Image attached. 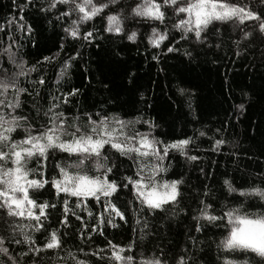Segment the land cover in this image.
<instances>
[{"label":"trees","instance_id":"obj_1","mask_svg":"<svg viewBox=\"0 0 264 264\" xmlns=\"http://www.w3.org/2000/svg\"><path fill=\"white\" fill-rule=\"evenodd\" d=\"M41 2L35 0L29 5L25 0H0V80L15 78L18 86L27 90L19 94L20 106L15 114L26 117L25 126L36 135L38 129L43 130L41 124L48 120L45 112L55 101L53 111L65 122L58 126L67 133L93 135L96 127L106 139L129 153L121 155L110 143L104 144L102 157L88 165L89 176L119 184L125 176L139 179L135 174L140 169L144 176L154 173L157 184L180 183L176 185L175 201L155 212H150L147 204L141 205L143 196L131 184L108 197H76L62 191L57 194L56 189L45 185L41 201L56 205L45 210L46 231L34 230L35 222L25 214L16 217L22 226V234L17 232L16 238L30 234L37 246L43 245L55 230L60 245L31 251L27 244H6L8 255L15 258L16 264H109L108 257L116 250L122 258L133 257V264L153 256L177 264L182 251L191 249L195 240L198 264H260L261 258L251 252H234L221 245L231 231L226 212L237 209L251 218L264 216V199L254 194L240 195V191L251 188L264 190V37L256 30L255 22L213 20L198 42L194 34L182 38V31L173 28V13L168 12L163 21L133 18L131 8L142 0H120L118 4L108 3L99 15L78 25L81 36L93 31L95 38L88 42L65 36V28L77 19L75 14L58 19L60 12L40 11ZM221 2L235 4L237 0ZM239 2L254 11L264 10L259 0ZM60 8L61 12L67 11L66 6ZM110 14L118 15L123 31H105ZM132 31L136 37L129 40ZM245 32L251 35L245 38ZM161 33L166 39L150 43V38ZM168 47L176 50L168 52ZM10 54L17 63L24 61L23 75H16L21 69L9 60ZM70 56L75 58L65 69L64 62ZM44 57L50 59L44 61ZM73 90H77L75 95H67ZM14 93L12 88L7 90L9 100ZM102 120L107 122L101 125ZM138 134L149 142L154 139L161 143L150 144L145 151ZM11 135L22 139L23 127ZM184 139L189 140L182 146L184 154L180 148L169 147L161 162L165 170L160 171L153 149L162 154L165 144ZM218 139L224 143L214 149ZM78 155L75 151L50 155L44 178L55 174L57 163L74 174ZM191 156L197 159H189ZM97 164L115 167L105 175L104 168H97ZM28 166L35 167L36 161L30 160ZM225 180L237 191L230 193ZM108 202L123 214V219ZM205 208L211 215L222 217V222L205 219ZM65 214L67 224L60 222ZM6 220V213L0 209V235L8 234ZM198 224L200 232L195 230ZM100 256L105 259L101 261ZM0 261L11 264L2 254Z\"/></svg>","mask_w":264,"mask_h":264},{"label":"snow or ice","instance_id":"obj_2","mask_svg":"<svg viewBox=\"0 0 264 264\" xmlns=\"http://www.w3.org/2000/svg\"><path fill=\"white\" fill-rule=\"evenodd\" d=\"M25 2L31 5L35 3V0H25ZM119 2L120 0H107V3L103 2V0H96L95 3L93 0H42L39 10L44 13L50 11L53 13L60 12L61 14L58 19H64L66 16L70 18L71 15L75 14L77 19L71 21L69 27L65 28V36L71 35L73 38L79 37L85 41L91 42L95 38L93 31H86L81 36L78 25L82 26L85 21L91 20L92 17L99 15L103 9L108 6V3L118 4ZM259 2L264 4V0H259ZM61 5L66 6L67 11L61 12ZM168 12L173 13L176 22H174L172 26L182 31V38H186L188 34H194V38L198 42H201L202 32L213 20L225 21L231 19L238 20L240 23H243L245 20L254 21L256 30L264 37V10L254 11L248 7L247 4H241L239 0H237L235 4L221 2V0H142L141 3L131 8V15L133 18L141 17L144 20L152 22L163 21ZM107 21L109 26L105 28V31H115L117 33L123 31L121 20L118 18V15H108ZM27 30L31 32V27L29 26ZM152 31L154 34L157 33L155 28H153ZM250 35V32L244 33L245 38ZM135 37V31H132L131 34L127 36L129 40H134ZM157 39L163 41L166 39V35L163 33L157 34L155 39L150 38V43L155 44ZM60 47L63 48V44H61ZM175 50L176 49L173 47L167 48L168 52H173ZM74 58L75 57L70 56L69 59L64 62L65 69ZM49 59V57H44V61H48ZM153 59H156V57H153ZM9 60L16 64V67L21 69L16 75H23L24 61L19 60L17 63L16 57L12 54L9 55ZM39 83L43 84L44 81L40 80ZM9 88L15 90L12 100H9L7 94ZM25 91L27 90L18 86L15 78L0 80V209H3L6 213V223L8 225V228L5 230L8 234L0 235V254L8 256V260L11 264H16V260L14 257L8 255L9 249L4 247L6 244H27L31 251H39L41 248L51 249L60 245V240L55 230L46 237L47 242L43 245L37 246L30 234L23 235V239L16 238L17 232H21L22 234V226L20 222L16 220V217L23 218L25 214L29 221L35 222L34 230L46 231L43 224V221L48 218L45 210L47 208L54 209L56 205L48 201H41V197L43 196L41 189H44L45 185H50L51 188L56 189L57 194L62 191L69 196L76 197H98V194H103L105 197H108L118 188H127L129 184L132 185V189H136L141 186L143 181L147 184L148 191L140 194L143 196L140 202L141 205L147 204L150 212L163 209L166 203L175 201L177 195L176 185L179 184L180 181L157 184L154 179V173L144 176L141 175L140 169H137L135 175L140 177L139 179H135L132 176H125L119 184L114 180L110 181L102 179L99 176H89L87 174L89 170L88 165L102 157L103 154L100 149L104 144L110 143L111 147L119 150L121 155H128L129 153L123 151L120 144L106 139L100 134L101 130L96 127H93V135L85 134L77 136L76 133H67L63 127L58 126L63 125L65 122L60 119V114L58 112L53 111L56 107L55 101H53V105L45 112V116L48 117V120L46 123L41 124V129L43 130L38 129L37 134L33 135L31 128L25 126L27 118L15 114V109L20 106L18 96ZM76 91L77 90H73V92L67 95H75ZM183 91V89L180 90L181 94H183ZM64 102L66 103L67 100L65 99ZM9 108L12 109L11 112L7 111ZM106 122V120H102L101 125ZM143 122L149 124V127L152 126L149 121ZM92 123L95 125L96 122L93 121ZM49 125H51V127H49ZM22 127L25 136L20 140H16L11 134ZM77 131L79 130L77 129ZM62 135L68 138L63 139ZM138 135L146 146L149 145V143L153 146L161 143L154 139L149 142L143 134ZM201 135H204V133H201ZM94 136L96 137L95 139ZM223 143L222 140H216L214 149ZM188 144V139L174 142L172 145L165 144L162 154L153 149L152 156L156 157V163L160 165L159 170H165L161 162L164 157L167 156L169 147L174 149L180 148L181 154H184L182 146ZM49 149H51L52 152H49ZM57 151L61 153L67 152L69 154L73 151L79 153L76 158V171L74 174H69L66 166L57 163L53 169L55 174L50 179H45V162L50 155ZM189 159L196 160L197 157L191 156ZM30 160L36 161L35 167L28 166ZM96 167H103L104 174L107 175V173L113 171L115 164H97ZM56 169H59L58 173H56ZM224 183L225 185H229L227 180H225ZM29 189L32 191L30 192ZM169 189L171 190L169 191ZM228 191L231 193L237 191V189L229 185ZM252 194L264 199V190L251 188L247 191H240L241 196ZM205 195H207V193H205ZM137 198H139V196ZM64 203L67 205V200H65ZM108 206L117 216L123 219V214L116 209L115 205L108 202ZM207 207L211 206L207 205L206 208ZM34 208L37 211H34ZM206 208L202 210V215L205 219L209 222H214L219 219L222 222V217L211 215L207 212ZM225 215L228 217V224L231 226V231L229 235L221 241L223 248L234 252L237 250L251 252L255 256L261 258L260 264H264V216L251 218V216L247 214H239L237 209H232L226 212ZM77 219H79V217H77ZM60 222L67 224L66 214L64 220ZM143 225L147 227V221H144ZM161 227H163V225H161ZM195 230L200 232L201 226L198 224ZM93 231H95V227ZM195 243V240H193L192 248H186L182 251L177 260V264H198ZM113 247L115 248V246ZM119 251L122 252L123 249ZM20 254L24 255L25 253L22 251ZM93 255H97V253L94 252ZM99 259L103 261L105 257L100 256ZM108 259L109 264H112L113 261H122V264H133V257L127 256L126 258H122L116 250L112 251L111 257H108ZM0 264H3V262L0 261ZM81 264H87V262H81ZM141 264H167V261L160 257L153 256L151 259H142ZM225 264H235V262L226 261ZM244 264H247V261H245Z\"/></svg>","mask_w":264,"mask_h":264},{"label":"rangeland","instance_id":"obj_3","mask_svg":"<svg viewBox=\"0 0 264 264\" xmlns=\"http://www.w3.org/2000/svg\"><path fill=\"white\" fill-rule=\"evenodd\" d=\"M141 147H143V149H144L145 151H147V150H149L150 143H149V145H147V146L143 143ZM164 182H168V181H162L160 184H162V183H164ZM136 189H137V192L139 191L140 193H146V192L148 191V186H147L146 183L142 182V184H141V189L138 188V187H137ZM170 190H171V189H169V191H170ZM176 191H177V187H176Z\"/></svg>","mask_w":264,"mask_h":264}]
</instances>
